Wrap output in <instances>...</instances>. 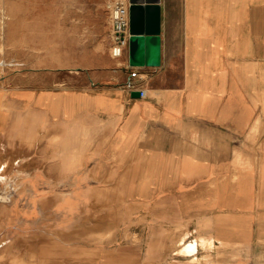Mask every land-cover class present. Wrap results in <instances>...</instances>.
Here are the masks:
<instances>
[{"label":"crops","instance_id":"crops-1","mask_svg":"<svg viewBox=\"0 0 264 264\" xmlns=\"http://www.w3.org/2000/svg\"><path fill=\"white\" fill-rule=\"evenodd\" d=\"M160 2L161 65L131 66L112 54V0L34 1L66 7L37 25L45 45L67 30L42 68L66 78L0 88V147L35 164L8 264H264V0ZM93 204L131 211L101 214L115 239L99 262L65 260L59 234Z\"/></svg>","mask_w":264,"mask_h":264},{"label":"rangeland","instance_id":"rangeland-1","mask_svg":"<svg viewBox=\"0 0 264 264\" xmlns=\"http://www.w3.org/2000/svg\"><path fill=\"white\" fill-rule=\"evenodd\" d=\"M34 1L23 0V3L16 7L9 5V0H0V88H3L4 80L8 79L12 83L10 85L12 87L17 86L37 91L42 85L50 87L53 79L66 78L64 73H60L57 77L51 76L46 72L47 70H42V68H49L51 56L57 51L55 43L63 44L60 51L66 52L67 30L61 29L58 40L49 39L51 45H45L40 43L41 30L37 28L43 19H46L48 23L53 21V23L66 24V7L55 5L52 8L41 10L34 5ZM78 15L82 18V9L78 11ZM75 31L82 38V29L79 28ZM52 33L50 30L48 35L51 36ZM91 33L92 36H95L96 29H92ZM11 150L8 151L0 147V264H8L12 257L18 256L17 251L24 243L17 236L13 237L17 235L10 231L13 224H6L7 220L5 219L13 216L11 217L13 222L18 220L25 211L24 207H28L27 199L24 197L30 195L25 196L29 192L26 191L28 188L24 186L23 182L31 177L35 165L29 158L25 165L18 164L19 156L14 155L13 148ZM28 162H31V165ZM48 191L50 194L52 191L57 193L70 190L63 184L54 190L48 189ZM21 198L23 199L21 200ZM78 207L71 210L74 213L71 233L59 234V240L63 241L65 245V250L59 251V254L65 260L69 258L71 261L99 262L105 246L111 244L115 239L110 235L112 232L106 233L105 231L113 221H106L101 214L103 212H130L131 207L129 205L99 206L93 204L87 206V212L81 211ZM40 211L50 213V198L43 204ZM64 211L65 209H60L59 213H65ZM9 238L11 241H8ZM49 241L48 234L47 238H44V243L47 245L42 247L44 260H50ZM9 247L12 248V251L5 252L11 249Z\"/></svg>","mask_w":264,"mask_h":264},{"label":"water","instance_id":"water-1","mask_svg":"<svg viewBox=\"0 0 264 264\" xmlns=\"http://www.w3.org/2000/svg\"><path fill=\"white\" fill-rule=\"evenodd\" d=\"M161 0H130L131 66H160L162 62Z\"/></svg>","mask_w":264,"mask_h":264},{"label":"built area","instance_id":"built-area-1","mask_svg":"<svg viewBox=\"0 0 264 264\" xmlns=\"http://www.w3.org/2000/svg\"><path fill=\"white\" fill-rule=\"evenodd\" d=\"M112 54L121 56L129 46L130 33V0H112ZM144 96L145 92L140 91Z\"/></svg>","mask_w":264,"mask_h":264},{"label":"bare ground","instance_id":"bare-ground-1","mask_svg":"<svg viewBox=\"0 0 264 264\" xmlns=\"http://www.w3.org/2000/svg\"><path fill=\"white\" fill-rule=\"evenodd\" d=\"M1 166V165H0ZM187 250V249H186ZM189 250V249H188Z\"/></svg>","mask_w":264,"mask_h":264}]
</instances>
